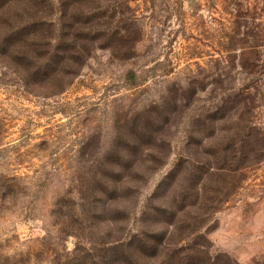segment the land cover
<instances>
[{
	"label": "rangeland",
	"instance_id": "374dc122",
	"mask_svg": "<svg viewBox=\"0 0 264 264\" xmlns=\"http://www.w3.org/2000/svg\"><path fill=\"white\" fill-rule=\"evenodd\" d=\"M113 1L74 76L0 64V264H264V0Z\"/></svg>",
	"mask_w": 264,
	"mask_h": 264
},
{
	"label": "trees",
	"instance_id": "16d2710c",
	"mask_svg": "<svg viewBox=\"0 0 264 264\" xmlns=\"http://www.w3.org/2000/svg\"><path fill=\"white\" fill-rule=\"evenodd\" d=\"M114 2L0 0V64L9 68L13 74L22 76L21 81L25 86L38 85L40 81H29L38 74L48 83L59 77L74 76L91 44L99 42L107 47L109 45L105 43L113 42L116 36L121 40L129 35L125 18L114 17L111 13L116 7ZM138 239H133V242L117 241L108 249H103L104 244L92 247L89 249L92 254L90 264H146V254L136 252L134 248V242H139ZM177 251L183 253L184 250ZM177 251L168 250L169 253L164 254L166 262L161 261V264H181L184 261L191 264L190 254L187 253L185 260L178 259ZM100 252L104 253L101 255ZM76 254H71V257L68 254L62 255L61 259L57 257L53 264H80L75 263L81 259ZM201 254L204 256V264H214L220 257L217 255L211 258L207 256V251ZM155 255L153 251L152 257ZM225 264L237 263L226 258Z\"/></svg>",
	"mask_w": 264,
	"mask_h": 264
}]
</instances>
